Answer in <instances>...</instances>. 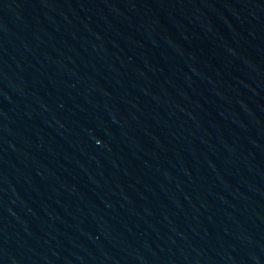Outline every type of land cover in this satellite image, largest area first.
I'll return each instance as SVG.
<instances>
[{
  "label": "water",
  "instance_id": "95a60500",
  "mask_svg": "<svg viewBox=\"0 0 264 264\" xmlns=\"http://www.w3.org/2000/svg\"><path fill=\"white\" fill-rule=\"evenodd\" d=\"M0 264H264V0H0Z\"/></svg>",
  "mask_w": 264,
  "mask_h": 264
}]
</instances>
